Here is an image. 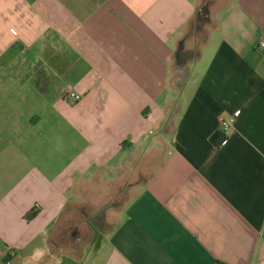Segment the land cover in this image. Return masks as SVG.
Here are the masks:
<instances>
[{
	"label": "crops",
	"instance_id": "0c3cea01",
	"mask_svg": "<svg viewBox=\"0 0 264 264\" xmlns=\"http://www.w3.org/2000/svg\"><path fill=\"white\" fill-rule=\"evenodd\" d=\"M262 35L264 0H0V264H264Z\"/></svg>",
	"mask_w": 264,
	"mask_h": 264
},
{
	"label": "trees",
	"instance_id": "16d2710c",
	"mask_svg": "<svg viewBox=\"0 0 264 264\" xmlns=\"http://www.w3.org/2000/svg\"><path fill=\"white\" fill-rule=\"evenodd\" d=\"M208 21V5L207 3H204L195 14L193 24L194 28L196 29V31H199L205 26ZM181 48L182 47L180 45L177 52L175 53L174 69L179 74L180 78H183L186 73V64L185 58L181 55ZM5 259L8 260L9 257H6Z\"/></svg>",
	"mask_w": 264,
	"mask_h": 264
},
{
	"label": "clouds",
	"instance_id": "9594fccd",
	"mask_svg": "<svg viewBox=\"0 0 264 264\" xmlns=\"http://www.w3.org/2000/svg\"><path fill=\"white\" fill-rule=\"evenodd\" d=\"M45 257H48L49 264H63V256L51 252L47 244V235L43 234L41 246L32 249L31 253L25 258L24 264H41Z\"/></svg>",
	"mask_w": 264,
	"mask_h": 264
},
{
	"label": "built area",
	"instance_id": "2783aa9c",
	"mask_svg": "<svg viewBox=\"0 0 264 264\" xmlns=\"http://www.w3.org/2000/svg\"><path fill=\"white\" fill-rule=\"evenodd\" d=\"M256 49L261 52H264V35L260 37ZM62 99L69 104H75L79 101L80 95L75 93L72 89H66L62 95ZM235 116L236 114H233L228 118L220 119L219 121L220 129L222 131L228 130L232 126Z\"/></svg>",
	"mask_w": 264,
	"mask_h": 264
}]
</instances>
